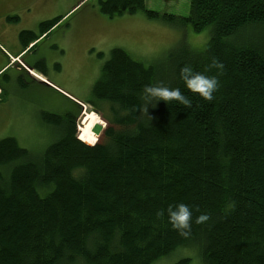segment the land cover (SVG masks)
<instances>
[{
    "label": "trees",
    "instance_id": "trees-1",
    "mask_svg": "<svg viewBox=\"0 0 264 264\" xmlns=\"http://www.w3.org/2000/svg\"><path fill=\"white\" fill-rule=\"evenodd\" d=\"M96 2L108 18L143 12L210 38L201 51L181 48L162 77L111 50L88 102L106 123L91 146L57 115H46L60 134L41 155L0 140V264H152L194 245L202 264H264V0H190L185 18L145 0ZM184 65L218 78L211 102L184 88ZM156 84L181 88L191 107L158 101L144 114L143 88ZM83 117L79 132L94 140L99 118ZM181 202L193 209L186 239L156 216ZM201 213L211 218L198 225Z\"/></svg>",
    "mask_w": 264,
    "mask_h": 264
},
{
    "label": "rangeland",
    "instance_id": "rangeland-1",
    "mask_svg": "<svg viewBox=\"0 0 264 264\" xmlns=\"http://www.w3.org/2000/svg\"><path fill=\"white\" fill-rule=\"evenodd\" d=\"M11 1H16L19 9L1 14ZM189 1L145 0V8L161 16L185 18ZM0 9V29L10 23L4 28L11 35L20 28L14 25L18 19L19 25L25 24L23 29L31 26L34 30L43 22L60 19L55 26L63 22L62 27L41 44L43 49L59 43L61 33L66 26L69 28L68 35L61 39L62 48L59 51L55 47L48 49L47 55L51 53L47 56L48 60L36 63L45 72L47 82L57 88L59 95L37 82H25L12 69L6 68L0 73V88L4 91L0 97V140L14 138L20 148L35 156L41 155L60 134L46 115H57L63 120L69 117L73 120L77 116L76 138L85 117L81 119L83 112L77 115L75 104L82 105L85 110L82 111L87 115L94 113L101 116L89 107L88 102L111 50L125 51L133 60L153 67L154 73L162 77L170 73L172 58L179 54L181 48L201 51L210 38L209 28L194 33L189 26L149 19L143 12L108 18L99 13L96 0H0ZM40 50L41 46H38L34 52L39 53ZM62 50L65 51V60L53 68V62L56 63L55 59L62 56ZM100 108L105 113V107ZM102 122L103 125L94 129L95 138L100 136L106 125ZM182 259H188L189 264H202L199 248L195 245L179 247L152 264H175Z\"/></svg>",
    "mask_w": 264,
    "mask_h": 264
},
{
    "label": "clouds",
    "instance_id": "clouds-1",
    "mask_svg": "<svg viewBox=\"0 0 264 264\" xmlns=\"http://www.w3.org/2000/svg\"><path fill=\"white\" fill-rule=\"evenodd\" d=\"M218 68L222 65L216 64ZM207 71V70H206ZM180 80L184 88L191 94L201 98L205 102H211L214 94L218 91L219 80L214 75H206L204 72L195 71L191 65H184L180 68ZM143 112L147 113L148 107L155 106L156 102L164 101L169 104L176 102L183 107H191V100L179 87H169L163 84L146 85L143 88ZM157 218L164 219L182 238H189L192 234L193 209L185 203L170 204L166 209H161L156 213ZM207 213H201L195 218L198 225L206 224L210 220Z\"/></svg>",
    "mask_w": 264,
    "mask_h": 264
},
{
    "label": "crops",
    "instance_id": "crops-1",
    "mask_svg": "<svg viewBox=\"0 0 264 264\" xmlns=\"http://www.w3.org/2000/svg\"><path fill=\"white\" fill-rule=\"evenodd\" d=\"M15 4H16V1L9 2L8 8L4 9L3 11L1 10L2 11L1 14H3V12L17 11L19 8ZM14 6L16 7L14 8ZM18 21L19 19L17 20V23L14 21L15 22L14 25L17 24V26L20 28L18 30L15 29L12 35L6 32L4 28L6 25H8L6 26V28L9 27L10 23L6 24L4 27L0 29V73L4 71L6 68L7 70L12 69L14 74L18 75L19 78L21 77L25 82L27 83L37 82L44 88L53 92L54 94H58L57 88L47 82V77L45 76V73L43 74L40 70H36L35 67H36L37 62L43 63L48 60L47 56L51 54L49 53L47 55L48 49H52L55 47V49L59 51V48H62L61 39L65 38V36L68 35L67 34L68 29H69L68 26H66L65 31L61 33V39L59 43L55 42L52 45H50L47 49L46 48L43 49L42 48L43 45L41 44L48 38L49 35L53 34L56 30L60 29L62 27L63 22L60 23L61 25L59 24L53 27L51 30L45 32L44 34H39L38 29L34 30L29 25H28L29 28L23 29L25 28L24 26L25 24L21 26L18 24ZM21 32H30L36 37L38 36L37 40H35L36 38H34L33 42L30 41V42H27L28 44L23 45L19 40V35L21 34ZM38 46H41V50L39 53H35L34 50L37 49ZM60 52L62 56H60V58L55 59L56 63L53 62V68L57 67L56 65H58L59 63H63L65 60V51L62 50ZM55 54L58 55L57 53ZM16 58H19L20 62L23 63V65L28 69V71H25L24 69H22L17 63L11 62V59H16ZM56 69L58 70L59 67ZM1 92L3 95L4 91L2 89H1Z\"/></svg>",
    "mask_w": 264,
    "mask_h": 264
},
{
    "label": "bare ground",
    "instance_id": "bare-ground-1",
    "mask_svg": "<svg viewBox=\"0 0 264 264\" xmlns=\"http://www.w3.org/2000/svg\"><path fill=\"white\" fill-rule=\"evenodd\" d=\"M84 113V112H83ZM97 113V112H96ZM91 114H94V113H91ZM95 115V114H94ZM95 116H97L98 118H99V121H100V125H103L104 123L102 122V120H100V116L98 115V114H96ZM82 117H83V115H82ZM87 117V116H86ZM85 117V118H86ZM84 118V119H85ZM86 124H87V121H86ZM106 124V123H105ZM105 127H106V125H105ZM105 127H104V129H105ZM103 129V130H104ZM103 132V131H102ZM102 134V133H101ZM100 134V135H101ZM77 140H79L80 142H82V143H84L85 145H87V146H91L92 144H94L97 140H98V138L100 137H98V138H95L94 140L92 139V138H90L88 135H85L84 133L82 134V133H80L79 132V129L77 130Z\"/></svg>",
    "mask_w": 264,
    "mask_h": 264
},
{
    "label": "flooded vegetation",
    "instance_id": "flooded-vegetation-1",
    "mask_svg": "<svg viewBox=\"0 0 264 264\" xmlns=\"http://www.w3.org/2000/svg\"><path fill=\"white\" fill-rule=\"evenodd\" d=\"M1 10V9H0ZM75 106H76V109H78V113H77V115L78 114H82V112H84V111H82L83 110V107L82 106H79V105H77V104H75ZM77 118V116L75 117V119Z\"/></svg>",
    "mask_w": 264,
    "mask_h": 264
},
{
    "label": "built area",
    "instance_id": "built-area-1",
    "mask_svg": "<svg viewBox=\"0 0 264 264\" xmlns=\"http://www.w3.org/2000/svg\"><path fill=\"white\" fill-rule=\"evenodd\" d=\"M16 61H17V59H16ZM19 64H20V66H21L22 68H24L25 70H28L26 67L23 66V64H21V63H19Z\"/></svg>",
    "mask_w": 264,
    "mask_h": 264
},
{
    "label": "water",
    "instance_id": "water-1",
    "mask_svg": "<svg viewBox=\"0 0 264 264\" xmlns=\"http://www.w3.org/2000/svg\"><path fill=\"white\" fill-rule=\"evenodd\" d=\"M46 84V83H45ZM48 86V85H47Z\"/></svg>",
    "mask_w": 264,
    "mask_h": 264
}]
</instances>
